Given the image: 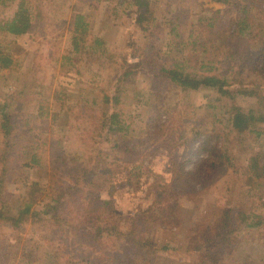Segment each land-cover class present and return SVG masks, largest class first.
Masks as SVG:
<instances>
[{"label": "rangeland", "instance_id": "rangeland-1", "mask_svg": "<svg viewBox=\"0 0 264 264\" xmlns=\"http://www.w3.org/2000/svg\"><path fill=\"white\" fill-rule=\"evenodd\" d=\"M17 1L8 0L1 7L3 13L11 15ZM133 2L42 0L45 16L36 29L21 36H7V39L16 40L22 46L21 55L17 53L16 46L13 47V54L16 58H22V65L15 71L0 68V103L6 99L13 100L16 123L11 135L6 137L0 133V157L8 147L12 155L2 194L16 210L26 198H29L34 209H42L51 201L41 189L49 182V163L34 167L25 165L29 159V147L32 141L36 142L35 139H48L49 142L52 138L62 140L66 161L70 165L75 161L81 162L84 166H98L115 156L118 149L114 143L121 141L125 145H135L138 152L143 154L145 166L139 185L122 182L114 194L117 211L124 217L133 216L153 203L155 196L151 193V184L155 180V173L163 172L171 163L168 148L160 144L161 138H156L157 134H152L147 126L149 111L155 107L166 110L160 123L165 132H180L183 127L193 123L188 119L212 118L223 140L229 142L230 153L242 173H232L217 185L199 184L196 197H183L180 200L176 222L150 225L149 233L156 243L162 248L164 245L169 248H158L152 253L148 252L149 256L154 259L152 264H214L207 256L203 257L199 248L205 247L208 231L214 229L223 209L230 207L233 214L231 227L237 240L234 247L231 245L224 250L221 255L223 263L264 264V195L246 182L245 173L249 158L259 149V143L251 132L240 135L234 131L228 109L233 102L245 108L254 107L257 105L256 98L241 94L232 98L230 93L222 96L214 88L184 90L173 84L158 91L154 89L153 73L150 71L153 66L170 64L192 52L183 45H177L180 42L177 36L178 33L182 34L186 40L200 17L209 19L220 28L219 38L214 46L211 45L210 52L229 56L230 49L223 50L224 41L220 40L226 37L227 25L230 16L236 14V6L229 12L228 4L215 0H149L151 17H155V20L146 26L137 21L138 11ZM77 12L84 14L88 23L87 41L90 45L82 52L73 51L72 25ZM253 12L257 17L255 26L258 35L251 44L252 58L249 62L257 65L248 80L264 88V13L257 9ZM173 21L180 22L177 31L172 30ZM98 40L102 43L99 44ZM200 40H204L202 32ZM151 43L161 47L159 58L153 63L147 60L150 56L148 45ZM243 51L241 49V56L244 55ZM65 53H70L73 61L63 58ZM214 57L217 60L220 56ZM123 61L138 62L141 67L135 75V86L120 91L121 104L130 128L115 135L101 129L102 112L111 109L105 96L113 95ZM63 88L67 94L66 104L72 109L69 115L56 98V91ZM41 100H47L50 108L44 127L38 117ZM141 139L146 140L144 144L139 143ZM168 146L173 147V144L169 143ZM47 148H50L49 143ZM104 150L110 154L107 156ZM190 153L187 145H181L176 149L175 158L184 161ZM69 164L65 168L68 169ZM166 177L169 179L170 175ZM103 196L107 197L108 194L103 192ZM241 212L250 216L246 222L241 221ZM250 212L256 214L251 216ZM258 220L261 225L252 226ZM51 223L49 216L29 223L21 233V242L11 235L6 238L0 236V264H67V250L74 251L69 243L78 240V234L73 231L61 232L50 243ZM127 225L124 223L123 227ZM118 246L122 251V264H141L146 255V250L138 246L126 243ZM25 247L27 251L35 253L33 263L24 256Z\"/></svg>", "mask_w": 264, "mask_h": 264}, {"label": "trees", "instance_id": "trees-1", "mask_svg": "<svg viewBox=\"0 0 264 264\" xmlns=\"http://www.w3.org/2000/svg\"><path fill=\"white\" fill-rule=\"evenodd\" d=\"M7 1L0 0V68L15 71L22 65V58L14 56L13 47L16 46L17 53L21 55L22 46L16 40L7 39V36H21L35 30L44 19L45 8L42 0H18L14 4L13 13L8 15L1 9ZM215 1L228 4L229 12L232 11L233 6H236V14L230 16L227 25L226 37L220 40L224 41L223 50L230 49L229 56L217 53L216 55L220 57L215 60L216 55L210 52V47L214 46L216 39L219 38L220 28L209 19L200 17L199 23L192 27L193 30L186 40L182 34L178 33L177 36L180 39L177 45L180 47L183 45L192 52L170 64L150 68L153 73L154 89L163 91L168 84H173L184 90L214 88L222 96L230 93L232 98H235L237 94L256 98L257 105L254 107L245 108L233 102L228 109L232 128L237 134L251 132L256 135L259 149L249 158L245 170L246 182L252 184L253 189L261 190L264 195V88L248 80L249 74L257 65L249 62L252 58L251 44L258 35L255 26L257 17L253 10L257 9L264 13V0ZM133 3L138 11L137 21L149 26L150 21L155 20V17H151L149 0H134ZM179 23V21H173L172 30L177 31ZM72 30L73 51L86 50L90 45L87 41L88 23L81 12L74 15ZM201 32L204 34V40H200ZM98 43L102 41L98 40ZM148 46L150 56L148 55L147 60L153 63L158 60L161 47L153 43ZM156 48H158L157 52ZM241 49L244 50L243 56L240 54ZM230 56H232L231 59ZM63 58L73 61L70 53L63 54ZM195 61L199 63L194 64ZM121 64L119 68L121 72H118L119 77L115 83L114 93L105 96V101L111 105V109L108 112H102L101 129L115 135L127 132L130 128L121 104L120 91L135 86V75L141 67L138 62L123 61ZM162 82L163 86L160 85ZM230 85L233 86L232 89ZM66 96L65 88L56 91V98L61 102L60 106L65 108L69 115L72 109L66 104ZM13 107L14 102L10 99L0 103V133L6 137L16 128ZM49 115L48 101L41 100L38 106V117L43 127ZM163 115H166V110H160L159 107L153 108L149 111L147 126L152 134H157L156 138H161L160 144L168 148L171 163L163 172L155 173V180L151 184V193L155 196L153 203L130 217H124L117 211L114 194L118 184L122 182L137 186L141 181L145 166L143 154L138 152L135 145H125L121 141H115L114 147L118 149L115 156L107 158L98 166L97 164L84 166L81 162L75 161L70 165L66 161L64 147H62L64 145H61L62 140L52 138L49 142L48 139L45 141L35 139L36 142L32 141L29 147V159L25 165L34 167L49 163V182L41 189L51 201L47 202L42 209H34L29 198L28 200L26 198L17 210L2 194L12 157L8 147V150L0 157V230H2L0 236L3 235L6 238L7 235H11L16 241L21 242L23 238L21 233L29 223H35L49 216L52 219L49 229L52 235L50 243L53 242L55 235L61 232L73 231L78 234V240L69 243L75 252L67 250V264H122V251L118 246L121 243L145 249L146 255L142 258L141 264H152L154 259L149 256L151 251L158 250L162 246L158 245L150 235V225L176 222V210L180 200L183 197H196L199 193V184L217 185L222 178L232 173H242L230 153L229 142L223 140L212 118L188 119V122L193 123L183 127L180 132H165L166 129L160 124ZM145 141L141 139L139 143L144 144ZM169 143H172L173 147L168 146ZM181 145H187L191 149L190 155L184 161H178L175 158L176 149ZM100 152L101 149L98 153ZM104 154L108 156L110 153L104 150ZM96 162L99 161L96 160ZM66 164H69L68 169L65 168ZM166 175H170L169 179ZM103 192H106L108 196L104 197ZM249 214L254 216L256 213ZM249 217L240 213L242 222H246ZM232 221V209L225 207L214 229L211 228L208 231L204 241L205 247L199 248L203 257L207 256L214 264H224L221 258L224 250L231 245L235 246L237 235L231 227ZM124 223L128 225L123 227ZM255 225H261L260 220L252 226ZM168 248L164 245L162 249ZM27 249L25 247L24 256L33 263L35 253Z\"/></svg>", "mask_w": 264, "mask_h": 264}]
</instances>
